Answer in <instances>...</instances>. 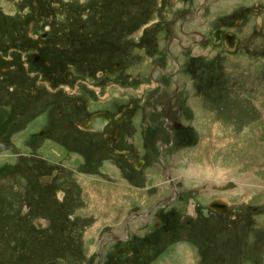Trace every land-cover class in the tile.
Returning <instances> with one entry per match:
<instances>
[{"label": "rangeland", "instance_id": "1", "mask_svg": "<svg viewBox=\"0 0 264 264\" xmlns=\"http://www.w3.org/2000/svg\"><path fill=\"white\" fill-rule=\"evenodd\" d=\"M233 2L0 0V264H264V0Z\"/></svg>", "mask_w": 264, "mask_h": 264}, {"label": "bare ground", "instance_id": "2", "mask_svg": "<svg viewBox=\"0 0 264 264\" xmlns=\"http://www.w3.org/2000/svg\"><path fill=\"white\" fill-rule=\"evenodd\" d=\"M97 116H98V117H102L101 114H94V115L90 116V119H89V125H88V126H80V128L83 129V130H86V131L101 132L103 129H101V128H99V129L94 128V129H93V127L90 125V123H91L93 117H97ZM107 122H108V119H107V117H106V120L103 119L102 122H101V124L106 125ZM101 124H100L98 127H101ZM1 150H3V148H1ZM198 169H199V168H198ZM198 169H197V170H193L195 174H196L197 172H199ZM188 172H190V171H188ZM201 172H202V171H201ZM202 173L204 174V172H202ZM189 174H191V173H189ZM188 176H192V175H188ZM45 180H47V179H45ZM42 182L44 183V182H46V181H43V180H42ZM219 208H223V209L225 210V208H224L223 206H221V207H219ZM226 208H227V206H226ZM223 209H222L220 212H222ZM222 213H223V212H222Z\"/></svg>", "mask_w": 264, "mask_h": 264}, {"label": "water", "instance_id": "3", "mask_svg": "<svg viewBox=\"0 0 264 264\" xmlns=\"http://www.w3.org/2000/svg\"><path fill=\"white\" fill-rule=\"evenodd\" d=\"M101 116L102 117H98V116L97 117H93V119H92V121L90 123V125L93 127V129L94 128H96V129L102 128L103 124H101V122H102L103 119L106 120L107 116L105 114H101ZM100 124H101V127H98ZM5 147L6 146L4 144L0 143V149L1 148L4 149Z\"/></svg>", "mask_w": 264, "mask_h": 264}, {"label": "flooded vegetation", "instance_id": "4", "mask_svg": "<svg viewBox=\"0 0 264 264\" xmlns=\"http://www.w3.org/2000/svg\"><path fill=\"white\" fill-rule=\"evenodd\" d=\"M207 1H208V0H207ZM229 2L232 3V4L234 3L233 0H229ZM261 20H262V18H261L260 16H258V22H259L260 24H261ZM262 27H263V26H262ZM171 55H172V54H171ZM172 57H173V55H172ZM173 58H174V59L176 60V62L180 65V63L178 62V60L176 59V57H173ZM108 121H109V120H108ZM107 123H108V122H107ZM88 125H89V122L87 121V124H86V125H83V126H88ZM80 129H81V128H80ZM82 130H83V129H82ZM85 132H87L88 134H94V133H95V134H96V133H97V134H100V133H101V132L86 131V130H85ZM221 210H222V209H220V211H221Z\"/></svg>", "mask_w": 264, "mask_h": 264}, {"label": "crops", "instance_id": "5", "mask_svg": "<svg viewBox=\"0 0 264 264\" xmlns=\"http://www.w3.org/2000/svg\"><path fill=\"white\" fill-rule=\"evenodd\" d=\"M186 257H188V256H186ZM184 263H188V259L187 258H185V262ZM190 264V263H189ZM192 264V263H191Z\"/></svg>", "mask_w": 264, "mask_h": 264}]
</instances>
